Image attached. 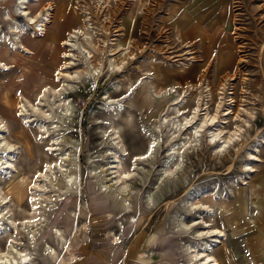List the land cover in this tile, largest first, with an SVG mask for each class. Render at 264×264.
I'll return each mask as SVG.
<instances>
[{
	"label": "rangeland",
	"instance_id": "374dc122",
	"mask_svg": "<svg viewBox=\"0 0 264 264\" xmlns=\"http://www.w3.org/2000/svg\"><path fill=\"white\" fill-rule=\"evenodd\" d=\"M91 1L62 0L57 19L68 18L62 32L83 27V11H90L99 37L117 43L115 53H125L126 60L107 77L105 61L98 80L66 84L71 90L66 95L71 117L64 123L56 120L62 106L47 89H60L55 74L66 49L45 53L33 45L32 57L0 47V61L10 66L0 68V116L4 139L14 145L11 176L0 173V194L8 199L6 206L0 204V250L11 244L27 250L33 264H196L186 246L203 243L196 232L210 223L223 231L222 243L213 249L219 264H264V0H104L109 6L100 9ZM14 4L1 3L0 16L4 10L12 13ZM0 28L3 35L7 23L1 18ZM53 34L62 44L64 34L48 29V36ZM30 35L28 31L23 36V43ZM128 42L131 56H127L130 50H124ZM79 59L77 66L83 64ZM224 80L225 90L217 96ZM34 82L39 87L30 90ZM189 84L197 89L187 90ZM42 89L47 94L38 102ZM107 96L115 100L114 106L123 99L116 116L108 111ZM3 101L21 102L25 111L7 109ZM219 102L213 124L223 130L222 136L240 127L230 153L216 156L218 141L208 138L213 124L204 126L195 136L194 148L182 153L173 179L156 189L168 149L186 132L191 134L188 127L172 133L159 124V116L182 120L197 105L200 114L213 113ZM229 106L234 116L221 112ZM51 121L56 122V131L50 130ZM115 123L123 126L117 145L101 138ZM40 126L49 133L43 135ZM56 137L59 142L52 147L51 139ZM152 139L156 140L152 156L136 160L133 167L125 212L120 200L100 191L99 182L117 177L111 174L117 170L105 171L116 166L110 163L113 153L128 169L132 157ZM62 153H69L61 164L64 171L74 172V187H64V172L56 163L47 178L39 177L45 162ZM0 155L8 157L4 151ZM150 192L153 204L147 201ZM38 212L42 215L38 226L28 225ZM31 228L37 229L30 243ZM45 247L54 249V259L43 251ZM69 252L74 255L71 263L66 261Z\"/></svg>",
	"mask_w": 264,
	"mask_h": 264
},
{
	"label": "bare ground",
	"instance_id": "6f19581e",
	"mask_svg": "<svg viewBox=\"0 0 264 264\" xmlns=\"http://www.w3.org/2000/svg\"><path fill=\"white\" fill-rule=\"evenodd\" d=\"M11 0H0V4L5 2L8 3ZM15 4L12 8V13L8 12L7 10L2 11L1 13V21H5L7 23V28L5 33L0 28V47H4L5 51L7 53H13V54H29L30 56H34L35 53L32 51V46L34 45L37 50L38 49H44L45 53H51L56 52L57 49L60 47H63L66 49V52L64 53V56L61 58V65L59 69L56 70L57 74H55L56 81L54 83L57 84V86L60 88L59 90H51L47 89V92L49 90L51 91V96L56 98L55 101L58 103L59 106H62L60 108V113L56 117V120L64 123L66 120H68L71 117V106L67 102V96L71 90L67 89L68 85L71 84L74 81H81L86 79H91L93 81L98 80L102 76V66L104 65L105 61L107 62L108 71L106 73V77L111 74L115 73L116 71H119L121 67L124 65L126 54L122 52H117L119 50L118 44H114L113 40H107V39H101L97 34L98 31H95L97 28L93 26L94 18L91 16L90 11H83L85 19L83 20L84 26H76L72 27L69 30H64L62 32L61 27L65 25V23H68V18L64 16H60V19L58 21L57 19V13L58 12V6L60 7L62 0H12ZM79 1V0H77ZM92 3L95 4V7L98 9L100 8H106L109 6V3L104 0H92ZM142 2V0H141ZM140 2V3H141ZM78 3V2H77ZM79 6V5H77ZM83 6V5H80ZM87 6V5H86ZM61 8V7H60ZM78 8V7H77ZM79 9H82L81 7ZM88 9V8H87ZM85 10V9H84ZM82 11V10H81ZM12 15L15 16V18H12ZM73 15L71 14V17ZM74 19V17H72ZM16 19L17 21H14ZM70 20V19H69ZM75 20V19H74ZM106 20L104 18L103 22ZM14 21V23H12ZM16 22V23H15ZM106 23V22H105ZM104 23V24H105ZM30 25H33L34 28L30 29ZM48 29H52V31L59 32V34H64L65 39L62 41V44H58V34H53L52 37L48 36ZM28 31L31 33L29 38L25 39V42L23 43V36H28ZM9 33V34H7ZM106 33V31L104 32ZM103 33V34H104ZM38 38L39 43H38ZM37 39V40H36ZM111 42L110 44H107L108 42ZM84 42L89 48H87L85 45H83ZM26 43V44H25ZM131 42H128V46L124 48V50H130L127 56H131L133 54ZM19 48L23 49L22 51L19 50ZM110 54L108 55V53ZM44 53V54H45ZM40 56V54H38ZM111 56H113V59H111ZM79 57H82L81 60H83V64L80 66H77L75 62L79 61ZM47 61V60H46ZM51 68L53 69V64H50ZM0 68L7 70L10 69L9 64H6L2 61H0ZM55 71V70H54ZM227 80H224L222 84L220 85L219 93L217 96H221L223 94V91L225 90ZM128 85V84H127ZM39 87L37 85V82L31 83L29 89L33 90L34 88ZM132 86L128 85V90H131ZM188 89H197V85L189 84L187 85ZM184 91V92H187ZM46 90L42 89L37 93V99L36 101L41 102L47 94ZM68 92V93H67ZM167 94V93H166ZM210 94V93H209ZM51 98V97H50ZM222 98H220L221 100ZM106 100H108V111L114 114L115 116L117 113V109H121L123 104H120L123 100H117L116 102L119 103L117 106H114L115 100H113L111 97L107 96ZM230 102L232 101V98L229 97ZM176 99H174L167 107L166 111L168 112L169 108L173 106ZM199 102V100L197 101ZM221 102L217 103L216 110L213 113H210L208 110L204 113H199V108L201 106L197 105V107L192 111L189 117H183L182 120H175L176 117H173L171 120L168 121L169 116L165 114L163 117L160 118L159 116V124H164L165 129H170V131H173L172 133L180 132L181 129L190 128V136L186 132L185 138L181 141H178L168 149L167 153V161L163 164L161 173L159 174L157 181L155 185L157 186L156 189H159L160 186H163L164 183L170 182L173 179L174 172L181 164L182 159V153L184 151H190L192 150L194 143L197 141L195 136H197L199 130H201L204 126L213 124L216 120H218V109ZM2 106L6 107L7 109H14L19 108L20 113H22L24 110V105L21 102L12 104L9 101H3ZM15 105V106H14ZM56 105L55 103L53 104ZM230 105V104H229ZM17 108V109H18ZM38 109V108H37ZM40 110V109H39ZM42 110V108H41ZM47 111L45 110V113ZM221 112H227L224 113V116H228L232 114L234 116V113L230 110V106L226 108L225 110ZM164 113V111H163ZM49 115V114H48ZM237 117V116H235ZM226 120V117L222 118V121L224 122ZM168 121V122H167ZM223 123L220 122L219 126ZM214 129H211L209 132V139L211 142L218 141L217 145L214 147V151L216 153V156H219L220 154L230 153L229 145L232 143L235 137H237L240 127L235 126L232 132H228L226 136L223 135V130L215 124L212 125ZM215 126V127H214ZM122 125L121 123H115L112 124L106 129L105 132L102 133V139L109 140V142L118 144V140L120 142L121 139V132L122 131ZM160 125L156 126V128H159ZM57 125L55 121L50 122V130L54 129L56 131ZM40 129L43 131L42 134L46 135L49 133V129L43 130V128L40 126ZM5 127L4 122L2 120V117L0 116V153L1 151H4L7 153L8 157H2L0 155V173L2 177L8 178V176L11 174L12 169H14L13 164V155L10 153V151L14 150V145L9 143L4 139V133H5ZM186 131V130H185ZM26 132V131H25ZM173 137V134H171L170 137H168V140ZM52 147H54L59 142V137L52 138ZM148 145L146 149L136 154L131 159V166L130 168L126 169L125 167L121 166L119 161H117V156L113 153L111 156L112 161L110 162L111 165H114L113 167L107 168L105 171L109 170H117V172H112L111 174L115 173L117 174V177L113 178H107L104 182H99L100 191L106 193L108 191V197L113 200H120L122 203V206L124 208V211L126 212L128 206H127V197L129 195L128 191V183L135 175L134 168L137 166L136 160H145L148 157H151L155 147H156V140H148ZM235 147V146H234ZM55 151L54 149H50ZM171 158H175L173 160L172 167L169 166L170 162L169 160ZM69 159V153L60 154V157L55 159L54 161H46L43 169V173H39V177L47 178L49 175V169L51 168V165L53 163H56L57 167L60 169V171L64 172V187L75 186V179L73 178L74 172H67L63 170L64 165L61 164V161H64ZM135 160V162H134ZM134 162V163H133ZM171 165V164H170ZM143 170V169H142ZM144 171V170H143ZM11 176V175H10ZM110 176V175H107ZM119 183V184H118ZM36 185V183H34ZM113 186H115L113 188ZM152 193H148L147 201H153ZM46 198H49V196H46ZM7 196H2L0 194V204H4V206L7 205ZM110 200V199H109ZM154 201L151 203L153 204ZM114 204V203H113ZM115 205V204H114ZM32 210L36 214L37 209L35 203H32ZM119 207V206H118ZM208 208V207H207ZM120 210V209H119ZM211 210V209H210ZM42 211V210H41ZM119 212V211H118ZM123 212V211H122ZM120 214V213H119ZM2 213L0 212V218ZM42 219V215L38 214L34 216L33 219H30L27 224L35 226L37 222L39 223ZM1 220V219H0ZM34 224V225H33ZM41 224V223H40ZM11 225L13 227V231L18 232V229L16 226H14L13 222H11ZM82 230L85 228V225L82 224ZM31 226V227H32ZM38 226V225H36ZM24 227V226H22ZM204 228H201V231L196 232V236L198 239L200 238L203 243H200L198 246L196 245H188L186 246V250L188 251V256L191 257V261L195 262L196 264H219L218 260L213 254L214 247H217L219 244L222 243L223 238V231L219 230L215 226L211 225L210 223H204ZM2 229V224L0 223V230ZM30 229V228H29ZM37 229V228H36ZM35 229V231H36ZM186 230V228H185ZM34 229L31 228V231L29 232L28 240L33 242L34 240ZM58 232V231H57ZM58 237V235H57ZM117 236H114V240H116ZM9 238H11L9 236ZM210 239V241H208ZM59 241L63 240V237L59 235ZM61 243V242H60ZM65 244V243H64ZM61 245V244H60ZM63 248L67 249L68 246L65 244ZM47 254H49L52 259L56 257V253L53 248L45 247V250ZM66 261L73 262L74 255L69 252V254L66 256ZM0 264H33L31 262V253L27 250H17L14 245H9L6 247V249L0 250Z\"/></svg>",
	"mask_w": 264,
	"mask_h": 264
}]
</instances>
